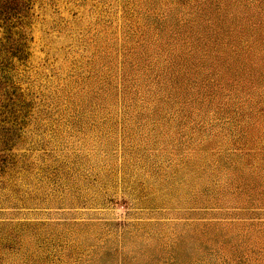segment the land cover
<instances>
[{"label":"rangeland","instance_id":"rangeland-1","mask_svg":"<svg viewBox=\"0 0 264 264\" xmlns=\"http://www.w3.org/2000/svg\"><path fill=\"white\" fill-rule=\"evenodd\" d=\"M22 1L0 15V264H264V5L222 0L262 54L221 58L185 121L122 82L141 0Z\"/></svg>","mask_w":264,"mask_h":264},{"label":"trees","instance_id":"trees-1","mask_svg":"<svg viewBox=\"0 0 264 264\" xmlns=\"http://www.w3.org/2000/svg\"><path fill=\"white\" fill-rule=\"evenodd\" d=\"M158 1L141 0V9L135 10L139 25L132 14L127 15V18H125V31L128 35L126 41L132 42L135 48H129V52L124 55L125 61L121 62L124 66L123 71L127 74V78H123L122 82L127 85L129 84L127 82L134 83L133 86H135V83L139 84L144 87V93L149 95L148 97L154 95L155 90L156 92H163L153 110L166 111L174 108L181 115V118L186 121L189 117L191 104H194L199 110L202 108V101H197L196 97L203 99L216 96L215 92L219 88L217 86L220 78L223 77L222 74L229 72V68H225L223 64L219 63L221 58L226 57L231 62L239 57L243 58V56L248 59L249 56H261L262 49H260V45L259 47L255 45L254 48L248 45L247 48H244L245 43H248L247 38H250L247 28L257 30L254 28L255 21L251 22V18L249 24L244 20L242 23H232V28L223 26V21L228 13H224L225 17L220 19L219 9L222 0H194L193 4L188 3L184 8H176L173 6L176 1L168 0L164 4V8L167 7L166 9H163L160 5L161 2ZM11 2L14 6L10 7ZM178 2L182 5L184 0H178ZM234 3L236 4V2ZM22 4L27 3L22 0H0V10L2 11L0 15L16 17L24 11ZM140 4H137L138 7ZM262 4L264 5V0H259L256 7H261ZM125 7L129 10L128 6ZM228 8L233 10L234 7L230 4ZM263 8L264 6L261 9L262 12L264 11ZM171 9H173V12H171ZM140 10L141 12H138ZM158 11L159 13L156 14ZM245 12L246 5L241 11V15H244ZM179 14H182L180 15V17L182 16L181 21L175 18ZM211 15L214 16L211 17ZM230 15L232 21H235L240 16V11ZM209 20H212V22L207 25L206 23ZM201 23L203 24L202 27ZM194 26H196V29H193ZM196 30H200L201 35L196 36L194 33ZM209 41H213L215 44L209 48L208 54L206 56L204 54L198 55L196 51L202 50L205 43ZM186 46L190 47L189 51L184 50ZM222 46H225L228 51ZM212 51L215 54L210 57ZM155 57L156 60H154ZM220 69H224V72L219 74ZM131 75H138L139 79L135 80L130 77ZM232 77H234V73H231V80ZM212 84L213 87H210ZM106 88L107 86L103 89ZM187 88L197 89L196 97L186 91ZM103 89L100 88L101 92H103ZM168 89H172L171 92L169 94L164 93ZM136 92L137 90L131 91L130 99L133 102ZM212 92L215 94L211 95ZM162 99L167 100L163 104V107L167 109L160 107L159 104Z\"/></svg>","mask_w":264,"mask_h":264}]
</instances>
